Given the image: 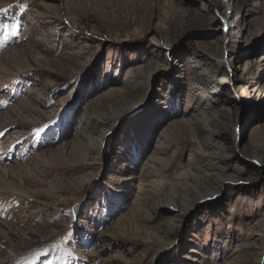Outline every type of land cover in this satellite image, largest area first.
I'll list each match as a JSON object with an SVG mask.
<instances>
[{
  "label": "rangeland",
  "instance_id": "374dc122",
  "mask_svg": "<svg viewBox=\"0 0 264 264\" xmlns=\"http://www.w3.org/2000/svg\"><path fill=\"white\" fill-rule=\"evenodd\" d=\"M263 59L264 0H0V264H264Z\"/></svg>",
  "mask_w": 264,
  "mask_h": 264
},
{
  "label": "bare ground",
  "instance_id": "6f19581e",
  "mask_svg": "<svg viewBox=\"0 0 264 264\" xmlns=\"http://www.w3.org/2000/svg\"><path fill=\"white\" fill-rule=\"evenodd\" d=\"M9 50V49H8ZM21 52V51H20ZM19 56V55H18ZM8 58H10V59H12L13 61L15 60V56H13L12 54H10L9 55V57ZM264 61V59L262 60V62ZM0 70H4L3 69V66L0 64ZM226 80H224V79H222L221 80V84L222 83H224ZM214 87V86H213ZM221 87V85H219L218 86V88H220ZM213 90H214V88H212ZM217 91H218V89H217ZM217 93V92H216ZM216 93H213V95H211L210 97H211V100H215L217 97H219L220 95H221V97H222V94H217V95H215ZM212 94V93H211ZM210 95V94H209ZM205 109H207V107H205V108H202L201 106H200V104L198 103L197 104V106H196V108H194L193 109V111H191V117H190V119H189V122L191 123H193V121L196 119V120H198V119H200V118H202L203 120H205V121H207V122H212V119H211V114H210V112H206V111H203V110H205ZM9 120V119H8ZM8 120H7V117L5 116V115H0V122H2V124H3V122H5V123H7L8 122ZM0 125H1V123H0ZM54 159V158H53ZM56 159V158H55ZM61 161V160H60ZM27 170V169H26ZM15 170H10V169H8V168H1L0 167V182H1V179L2 178H9V179H14V177L16 176L14 173ZM16 180V179H15ZM19 180V179H18ZM9 187V186H8ZM18 188H20V187H18ZM22 189V188H21ZM11 192H14V191H12V189H11ZM20 191H15L14 193H19ZM175 196H177L176 195V193H173ZM15 227V226H14ZM8 228V227H7ZM9 230V229H8ZM12 230V229H11ZM7 232V231H6ZM0 235H7L6 233H5V231H4V226L0 223ZM0 244L1 245H6V248L8 249V252H9V254H11V256H14V257H17L18 256V249H14L10 244H8V243H6V240L5 239H1L0 238ZM9 245V246H8Z\"/></svg>",
  "mask_w": 264,
  "mask_h": 264
},
{
  "label": "snow or ice",
  "instance_id": "6c2138e0",
  "mask_svg": "<svg viewBox=\"0 0 264 264\" xmlns=\"http://www.w3.org/2000/svg\"><path fill=\"white\" fill-rule=\"evenodd\" d=\"M37 135H39V132L37 133Z\"/></svg>",
  "mask_w": 264,
  "mask_h": 264
}]
</instances>
